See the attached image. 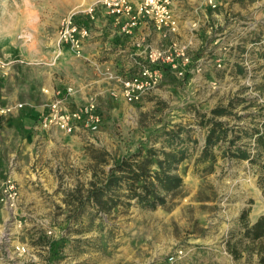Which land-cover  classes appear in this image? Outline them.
I'll use <instances>...</instances> for the list:
<instances>
[{
	"label": "rangeland",
	"instance_id": "rangeland-1",
	"mask_svg": "<svg viewBox=\"0 0 264 264\" xmlns=\"http://www.w3.org/2000/svg\"><path fill=\"white\" fill-rule=\"evenodd\" d=\"M188 1L174 37L196 67L129 104L114 60L57 46L59 20L85 21L90 0H0V38L17 53L1 60L3 90L37 104L47 85L71 86L102 114L96 131L76 136L32 139L18 126L10 164L0 160L18 190L13 208L0 205V264H256L226 242L238 239L242 212L250 223L264 213V0ZM171 137L187 158L165 204L91 207L86 189L115 160L143 145L162 156Z\"/></svg>",
	"mask_w": 264,
	"mask_h": 264
},
{
	"label": "built area",
	"instance_id": "built-area-1",
	"mask_svg": "<svg viewBox=\"0 0 264 264\" xmlns=\"http://www.w3.org/2000/svg\"><path fill=\"white\" fill-rule=\"evenodd\" d=\"M97 10H103L113 17L112 23L123 39L131 38L135 29L145 24L160 31L165 40L156 45L150 41L135 42L138 51H130V56L129 51L121 48L122 52L128 54L131 63L122 60L114 62L112 69L109 67L110 74L118 82L119 94L126 103L138 102L144 94L157 87L165 76H183L196 67L188 45L179 44L174 37L180 27L174 0H91L85 12L88 23L77 20L73 14H67L59 20L57 46L82 55L85 42L91 35L90 24L96 19ZM4 69L5 63L0 61V71L3 72ZM41 92L46 99L38 119L37 128L40 131L48 134H79L94 132L99 128L102 114L98 106L91 102L76 105L71 86L58 89L45 87ZM14 107L21 108L23 103L12 106L0 102V122ZM17 198L16 182L9 174L1 182L0 205L11 209Z\"/></svg>",
	"mask_w": 264,
	"mask_h": 264
},
{
	"label": "trees",
	"instance_id": "trees-1",
	"mask_svg": "<svg viewBox=\"0 0 264 264\" xmlns=\"http://www.w3.org/2000/svg\"><path fill=\"white\" fill-rule=\"evenodd\" d=\"M264 136V121L261 124ZM172 137L167 138L168 145ZM171 142V143H170ZM214 142L206 138L205 148ZM264 145V141H263ZM156 152L144 145L137 147L130 155L115 160L105 173L86 189V200L97 212H109L118 205L130 206L132 202L140 208L154 210L165 204L167 198L181 186L182 179L176 173L178 164L187 158L182 145H171L169 150ZM156 168L153 169L152 166ZM124 197V198H123ZM239 237L233 242L227 240L226 249L234 258L240 252L256 256V264H264V213L250 223L242 212L238 218Z\"/></svg>",
	"mask_w": 264,
	"mask_h": 264
},
{
	"label": "crops",
	"instance_id": "crops-1",
	"mask_svg": "<svg viewBox=\"0 0 264 264\" xmlns=\"http://www.w3.org/2000/svg\"><path fill=\"white\" fill-rule=\"evenodd\" d=\"M91 1V0H90ZM184 0H174V10L176 14H179L180 8L179 4L182 5ZM186 4L189 3L188 0H185ZM86 20L81 22L88 23V16L84 14ZM96 19L91 21L92 31L90 37L86 40L84 46V53L89 57H103V59L121 62L125 60V63H131L128 54L121 51V48H124V51H129V56L131 52H136L138 49L135 47V42H152L154 45L162 43L165 41L162 38L161 32L153 28L151 25L141 24L138 26L134 35L131 38H122L117 32V27L113 25V17L107 15L103 10H97ZM179 16V15H178ZM189 22H186L187 25ZM58 25V24H57ZM58 28V27H56ZM7 39L0 38V61L7 59V57H13L16 55V51L12 49V43L10 41L6 42ZM120 41V44L118 43ZM137 49V50H134ZM131 51V52H130ZM127 54V55H126ZM3 57V58H1ZM3 62V61H2ZM5 63V62H4ZM10 73V67L5 66L3 72L0 71V83L8 77ZM1 85V84H0ZM57 86V85H55ZM53 84L47 85L48 88H54ZM45 87V86H44ZM62 87V86H61ZM41 89V88H40ZM16 94L11 92H6L3 90V87L0 86V102L8 105H16L17 103H23V107L16 108L14 107L10 113L4 116L0 122V160L2 159L4 163L10 164V158L12 151L16 149L17 144L21 141L22 133L18 129L19 125L24 127V133L30 134L31 138H52L53 135L58 133L48 134L40 131L38 127V119L41 113L43 112V101L45 98L41 95L40 90L37 96H40L39 102L37 104L28 103V101L18 99L16 100ZM28 100L32 98L30 94L26 96ZM81 102L80 98L74 97V103L77 105ZM65 135V133H61ZM76 136L75 134H66ZM12 144H9V143ZM4 171V168L0 166V183L3 178L1 172Z\"/></svg>",
	"mask_w": 264,
	"mask_h": 264
}]
</instances>
